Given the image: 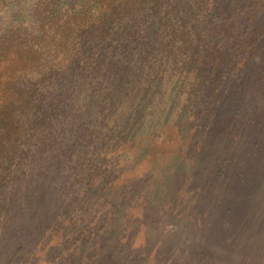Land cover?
<instances>
[{"label": "trees", "instance_id": "trees-1", "mask_svg": "<svg viewBox=\"0 0 264 264\" xmlns=\"http://www.w3.org/2000/svg\"><path fill=\"white\" fill-rule=\"evenodd\" d=\"M253 75L264 86V0H0V264H16L31 242L27 264L50 252L123 264L124 237L104 254L98 244L133 187L121 160L134 157L135 136L151 132L170 99L185 116L173 126L178 154H203L192 145L206 117L246 137L248 113L262 114L264 88L254 107L247 98ZM257 132L264 156V124ZM53 241L65 252L45 251ZM51 257L44 264H57Z\"/></svg>", "mask_w": 264, "mask_h": 264}, {"label": "rangeland", "instance_id": "rangeland-1", "mask_svg": "<svg viewBox=\"0 0 264 264\" xmlns=\"http://www.w3.org/2000/svg\"><path fill=\"white\" fill-rule=\"evenodd\" d=\"M253 77L247 91L251 107L258 98L256 88H264L262 83H257L255 75ZM238 79L242 81L240 75ZM232 90L239 93L242 86L237 82ZM259 97L261 118L256 120L252 110L248 113L251 132L244 138H236L235 129L233 135H224L221 125L209 122L210 117L202 123L196 122V129L202 132L197 134L199 137L192 146L199 142L205 147L198 158L194 152L177 153L178 130L173 126L179 125L185 116L177 119L170 111V99L161 105V114L151 132L135 136L134 157L128 160L129 155H126L128 157L123 156L121 160L123 178L133 187L121 193L115 202V222L106 229L98 244L100 248L105 246L101 254L110 245L114 251V239L124 237L125 243L132 246L115 250L116 256L125 258L123 264H264V156L253 148L257 131L264 124V91ZM177 101L180 105L182 98ZM236 110L237 114H242ZM158 132L160 138L154 137ZM259 145L264 155V141ZM224 162L230 164L223 165ZM63 177L60 176L61 181ZM65 191L63 185L56 186L52 202L58 200V193ZM132 191L140 192L139 200H132ZM228 222L232 226H225ZM74 235L86 236L85 233ZM32 243L17 254L20 257L16 264H27L25 256ZM56 243L53 241L45 251L65 252V247L60 248ZM89 248L90 244L85 246L87 252ZM52 254L56 255L57 264H74L62 259L65 253L58 252L38 256L40 264H44V260L53 262ZM135 254L140 256L136 258Z\"/></svg>", "mask_w": 264, "mask_h": 264}]
</instances>
